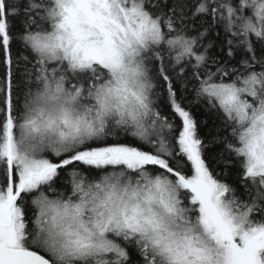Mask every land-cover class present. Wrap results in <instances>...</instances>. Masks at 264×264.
Returning a JSON list of instances; mask_svg holds the SVG:
<instances>
[{
    "label": "snow or ice",
    "instance_id": "obj_1",
    "mask_svg": "<svg viewBox=\"0 0 264 264\" xmlns=\"http://www.w3.org/2000/svg\"><path fill=\"white\" fill-rule=\"evenodd\" d=\"M0 264H264V0H0Z\"/></svg>",
    "mask_w": 264,
    "mask_h": 264
},
{
    "label": "trees",
    "instance_id": "obj_2",
    "mask_svg": "<svg viewBox=\"0 0 264 264\" xmlns=\"http://www.w3.org/2000/svg\"><path fill=\"white\" fill-rule=\"evenodd\" d=\"M193 111L195 112V114L197 115V117L198 118H202V119H208V118H210L211 117V113H209V114H205L204 113V110H203V108H201L199 105H197V106H195L194 108H193Z\"/></svg>",
    "mask_w": 264,
    "mask_h": 264
}]
</instances>
